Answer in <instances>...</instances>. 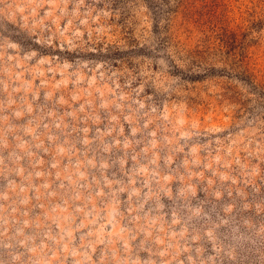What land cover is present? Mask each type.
<instances>
[{"label": "rangeland", "instance_id": "374dc122", "mask_svg": "<svg viewBox=\"0 0 264 264\" xmlns=\"http://www.w3.org/2000/svg\"><path fill=\"white\" fill-rule=\"evenodd\" d=\"M0 264H264V0H0Z\"/></svg>", "mask_w": 264, "mask_h": 264}, {"label": "trees", "instance_id": "16d2710c", "mask_svg": "<svg viewBox=\"0 0 264 264\" xmlns=\"http://www.w3.org/2000/svg\"><path fill=\"white\" fill-rule=\"evenodd\" d=\"M248 79H249V77L248 76H246ZM250 80V79H249ZM251 81V80H250Z\"/></svg>", "mask_w": 264, "mask_h": 264}]
</instances>
